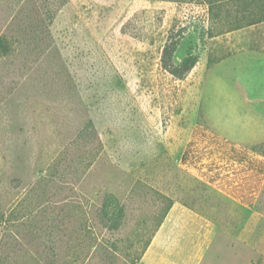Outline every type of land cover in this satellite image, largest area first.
<instances>
[{
  "label": "rangeland",
  "instance_id": "obj_1",
  "mask_svg": "<svg viewBox=\"0 0 264 264\" xmlns=\"http://www.w3.org/2000/svg\"><path fill=\"white\" fill-rule=\"evenodd\" d=\"M234 7L0 0V264H264V177L251 205L249 173L209 182L201 132L181 163L198 124L264 161V22Z\"/></svg>",
  "mask_w": 264,
  "mask_h": 264
},
{
  "label": "trees",
  "instance_id": "obj_2",
  "mask_svg": "<svg viewBox=\"0 0 264 264\" xmlns=\"http://www.w3.org/2000/svg\"><path fill=\"white\" fill-rule=\"evenodd\" d=\"M233 4L235 6V17L232 20V23L235 25L234 29L253 26L264 22V0H233ZM177 46L178 44L175 40L167 42L162 50L161 63L164 69H166L170 74L178 79H183L185 75L194 68L198 58L193 55H188L178 66H174L171 60ZM9 53L10 46L7 40L4 37H0V56H6ZM197 132H201L203 137H209L211 139L203 149L206 152L208 159L213 158L215 161L208 162V166H206V169L204 168L205 173L210 176V173L214 171L215 167L218 168V163L224 165L231 164L240 169V171L249 173V179L252 177L254 182L251 183V185L249 184L248 188L243 189L240 185L238 188L233 190L227 189L226 192L233 198L238 199L240 202L251 205L253 200H256L260 190L261 180L264 177V161L257 160L252 156L251 153L253 152V149H251L252 152L250 150L248 151L244 147L237 145L236 143L219 136L214 131L206 129L204 126L198 124L192 134L191 139L193 141L190 143L191 145H188L187 150L181 156L182 164H191L185 162L191 160V158L188 159L190 154L189 150L192 149V146H194ZM215 141H217L216 146L209 147V144L214 143ZM214 163H216V166L213 165ZM215 178H218L217 173L216 177L210 176L209 182H213ZM241 189L247 190L248 193L241 194ZM113 205L116 204H113L112 200L108 199V201H106L103 206V214L105 216H107V209ZM118 225V222L113 220L110 223L109 228L116 229ZM147 246L148 243L145 247Z\"/></svg>",
  "mask_w": 264,
  "mask_h": 264
}]
</instances>
